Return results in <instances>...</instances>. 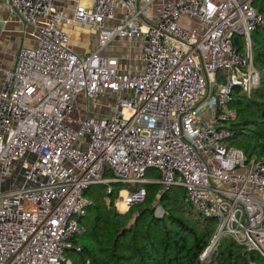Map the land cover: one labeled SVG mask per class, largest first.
I'll list each match as a JSON object with an SVG mask.
<instances>
[{
	"label": "built area",
	"instance_id": "2783aa9c",
	"mask_svg": "<svg viewBox=\"0 0 264 264\" xmlns=\"http://www.w3.org/2000/svg\"><path fill=\"white\" fill-rule=\"evenodd\" d=\"M254 3L8 1L35 43L0 83V185L21 159L25 180L0 189V264H70L93 203L86 191L113 182L124 185L118 212L145 202L146 184L183 187L216 223L203 263L229 239L255 253L247 264H264V160L227 145L235 88L250 95L260 80L252 34L264 14ZM75 25L95 33L92 53L71 47ZM121 40L128 47L115 49ZM151 169L160 180H145Z\"/></svg>",
	"mask_w": 264,
	"mask_h": 264
},
{
	"label": "trees",
	"instance_id": "16d2710c",
	"mask_svg": "<svg viewBox=\"0 0 264 264\" xmlns=\"http://www.w3.org/2000/svg\"><path fill=\"white\" fill-rule=\"evenodd\" d=\"M256 2H262L258 9L264 14V0ZM252 49L260 80L250 95L235 88L232 105L238 117L229 123V129L233 132L231 139L242 138L248 143L245 153L250 159L264 160V28L252 34ZM93 186L85 193L93 203L80 221L83 231L72 238V243L80 248L69 251L74 254L73 264H247L256 258L254 252L224 239L212 260L203 263L200 255L216 223L200 216L186 201L185 193V209L171 206L176 200L170 198L167 190L153 205L146 204L147 198L119 213L114 201L124 185H103L104 197ZM157 205L161 213L156 212Z\"/></svg>",
	"mask_w": 264,
	"mask_h": 264
},
{
	"label": "rangeland",
	"instance_id": "374dc122",
	"mask_svg": "<svg viewBox=\"0 0 264 264\" xmlns=\"http://www.w3.org/2000/svg\"><path fill=\"white\" fill-rule=\"evenodd\" d=\"M262 4V2H256L254 3V6L256 8L259 7V5ZM93 35H90V37L92 36L93 39L90 41V43H94V46L96 45V40H95V33H92ZM239 39L242 41L243 43V36H238ZM87 39V37H86ZM72 40H74V37L72 35ZM89 40V39H88ZM89 43V42H88ZM72 45L75 46L76 48V42L73 41L72 42ZM128 43L125 41V40H121L120 42L116 43L115 45V49H125L128 47ZM93 45L90 46L91 48L93 49H90V52L89 53H92L95 49ZM78 48L82 47V44L78 45L77 46ZM136 51L139 52L140 51V46H138V48H136ZM84 56V54H81ZM222 76L219 78V82H224V74L223 72L221 73ZM205 106H202V110H205ZM91 113H98L97 110H94L93 112ZM77 114H79V112H77ZM227 145L228 146H233L235 148H239V149H242L243 151L246 150V147L248 145V143L242 139V138H235V139H231L227 142ZM26 159L28 161H33L35 160V156L30 154V153H27L26 154ZM24 162V159H21L20 161L17 162V165L15 166V170H14V173L11 174V175H8L6 177H4L1 185H0V189L2 192H6V191H9V190H12V189H18V188H21L22 187V183L25 181L24 180V177H23V173H24V169L22 167V164ZM106 179H112V173L110 172H107L106 174ZM160 177H161V173L158 171V170H155V169H151L149 170L147 176L145 177V180L147 181H158L160 180ZM28 185H31L30 183H28ZM148 188V199H147V205H153L157 202L158 198H159V191L164 189L163 185L160 184V183H156V184H153V185H148L146 186ZM93 189L96 191V193L102 197H104L105 195V190H106V187L103 186V185H94L93 186ZM168 194L170 196V198L172 200H176V204L172 202V207L176 209V207H178L179 209H185L186 206L184 204V201H183V196H184V188L183 187H180V186H173L171 187L170 189H168ZM158 206V205H157ZM126 209H122L121 208V212L122 211H125ZM128 211V210H126ZM228 241H226L227 243ZM66 256L67 258L71 261V263L73 264V258H74V254L72 252H67L66 253ZM258 264H263L262 261H259V259L257 260Z\"/></svg>",
	"mask_w": 264,
	"mask_h": 264
},
{
	"label": "crops",
	"instance_id": "0c3cea01",
	"mask_svg": "<svg viewBox=\"0 0 264 264\" xmlns=\"http://www.w3.org/2000/svg\"><path fill=\"white\" fill-rule=\"evenodd\" d=\"M8 1L0 0V83L4 80L5 72L14 68L19 48L21 46H32L35 43L28 35L29 29L16 16L9 15L7 11ZM161 1L172 2L176 0ZM60 3L65 4L63 1H60ZM67 29L71 33V47L77 53L86 55L90 52V49H93L90 47L94 46V43H90L93 39L92 36L90 37V35H93L91 31L79 25L69 26ZM72 35L74 40H72ZM73 41L76 42V48L72 45ZM80 44H82V47L78 48L77 46ZM125 212L127 211L119 213Z\"/></svg>",
	"mask_w": 264,
	"mask_h": 264
},
{
	"label": "bare ground",
	"instance_id": "6f19581e",
	"mask_svg": "<svg viewBox=\"0 0 264 264\" xmlns=\"http://www.w3.org/2000/svg\"><path fill=\"white\" fill-rule=\"evenodd\" d=\"M120 204V207L123 209L124 208V206H123V204H121V203H119ZM125 209V208H124Z\"/></svg>",
	"mask_w": 264,
	"mask_h": 264
},
{
	"label": "water",
	"instance_id": "95a60500",
	"mask_svg": "<svg viewBox=\"0 0 264 264\" xmlns=\"http://www.w3.org/2000/svg\"><path fill=\"white\" fill-rule=\"evenodd\" d=\"M156 183H159V182H156ZM156 183H155V184H156ZM164 190H165V189H164Z\"/></svg>",
	"mask_w": 264,
	"mask_h": 264
}]
</instances>
